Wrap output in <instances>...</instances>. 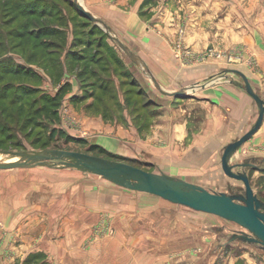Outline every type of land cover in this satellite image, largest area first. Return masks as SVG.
<instances>
[{"label":"crops","instance_id":"crops-1","mask_svg":"<svg viewBox=\"0 0 264 264\" xmlns=\"http://www.w3.org/2000/svg\"><path fill=\"white\" fill-rule=\"evenodd\" d=\"M78 1L99 17L109 27L111 34L147 65L149 72H146L155 77L162 89L175 91L224 68H236L247 76L254 91L264 100V0H176V3L174 0H159L156 6L145 7L147 12L142 15L139 11L143 0ZM178 26L183 27L182 41L190 51L185 52L189 54L186 57L179 54L176 57L174 54V44L179 37ZM105 41L109 46H115L116 49L110 52L116 56L118 65H124V70L135 76L137 85L152 94L161 113L147 119L141 116L145 107L141 109L142 112L122 108L126 100L123 101L119 92L114 93L115 97L106 94L99 101L98 107H109V111L97 110L93 108L96 105L93 106L91 98L82 99L83 93L78 91L77 75L68 73L70 90L65 95L66 106L70 110L75 105L84 108L78 119L87 123L88 133L86 131L84 136L88 142L115 155L143 160L154 165L157 171L162 170L183 178L201 177V180L193 181L203 186L207 185L206 179L211 180L213 185L222 182L225 175L220 167V150L228 141L249 129L258 113L257 105L245 91L241 78L228 72L188 90L185 95L165 94L154 84L152 88L141 78L139 82L137 76L142 77L144 74L138 71V64L127 58L110 35ZM208 47L217 55L210 59L196 60ZM102 91L107 89L103 88ZM112 106L122 109L114 110ZM196 123L201 126H196ZM239 151L243 152V156L255 157L257 163L264 164V115L258 129ZM69 169L58 168L62 172ZM1 182L3 190L11 186L10 180L6 181L4 177L0 179V185ZM41 183L40 186L44 182ZM55 186L57 184L53 182L51 202H64L62 207L65 211L75 203L79 207L78 213L67 214L66 211V216L61 220L71 221L75 226L52 225L56 233L87 231L90 227L85 225L96 217L95 214L98 217L105 210L106 191L102 194L99 191L92 196L90 190L83 189L81 194L74 195L73 192L60 193ZM131 192H134L133 197L142 201L155 196L145 192ZM148 204H151L147 210L153 225L148 226L146 235L153 239L155 236L158 238V234L166 235L168 253L147 252L142 257L133 256L125 264H222L225 259L219 258L221 248L217 244L218 234L213 229L215 225L204 229L200 221L184 220L186 216L182 217L180 211L177 214L171 207L167 209V204L160 201ZM137 218L142 220V216L138 215ZM129 229H132V234L135 233V228ZM207 231L213 233L211 239H208ZM66 239L74 240L69 235ZM42 250L48 253L53 251L52 258L54 256L56 259L62 256L78 259L82 255L86 260H91V257H85L86 252L75 247ZM258 257L242 253L223 264H238L239 261H242L241 264H264V256L258 254Z\"/></svg>","mask_w":264,"mask_h":264},{"label":"rangeland","instance_id":"rangeland-1","mask_svg":"<svg viewBox=\"0 0 264 264\" xmlns=\"http://www.w3.org/2000/svg\"><path fill=\"white\" fill-rule=\"evenodd\" d=\"M72 1L74 2V0ZM158 1L159 0H143L140 4V15L147 12L145 7H148V5L156 6ZM175 1L176 0H174V3H176ZM61 5L65 8H63L64 10L69 12L67 15L68 19L70 20L73 18V22L69 23V25L72 26H70L68 30V32H70L68 37L69 44L71 45V40L73 38L72 33L74 34V24L76 26L75 33L80 34L84 40L88 38L91 42L95 43L97 38L93 36L94 33L92 34L90 32H95L97 29L93 28V26H91V24L88 22H85L83 18L78 17L76 12L74 13V9L70 10L69 7H65L63 4ZM2 16L3 12L0 11V20L3 19ZM7 16L9 17V14ZM95 24L105 33H108V30L103 25L97 23ZM10 27L7 26L2 28H4L6 31ZM109 32L112 33L110 29ZM183 33V27L178 26L177 34L179 37L177 38L173 49L176 57H178V54L181 57H186L189 56V54H186L185 52L190 53L189 48L183 44ZM2 34L3 36L1 38L3 39L5 32ZM5 39L8 40V38ZM15 42L16 40L14 38L10 44L4 43L6 44L5 50H8L6 52H3V47H0L1 61L3 57L11 56L14 61L23 63L24 57L21 56L17 48H12V44ZM114 47V45H110V51L116 49ZM82 51L83 50H81V52ZM82 53L88 55L87 58L92 57V60L98 59L99 55L102 57L104 56L102 50L94 51L93 49H85ZM216 55L217 53L208 47L196 57V60L200 61L207 58L210 59L212 56ZM201 57L203 58L201 59ZM127 58L129 59V57ZM219 59L227 60L226 58ZM84 64V61L72 63L69 73H75L77 75V70ZM107 64V70H98L94 77L91 75L84 76L85 80L83 83L80 82L79 77H77L79 88L78 91L83 93V100L84 98H91L93 101V106L96 105L93 108H96L97 110L102 109L104 112H106L109 111V107H98L99 101H102L106 94H110L112 97H115L113 96L114 93L119 92L123 101L126 100L125 106H122V108L125 107L131 110L133 109V111H141V109L145 107L144 112L141 111V116L147 119H150L153 116L161 113L158 104L153 101L154 97L152 94H148V92L144 91L140 85H137L138 81L136 80L135 76L129 71L127 72L124 70V65L119 64L116 67V65H114L109 59ZM30 65L37 68V71L42 75V81H39L40 83L38 85L39 89L41 91H47L48 93H53L58 85H60L64 80H67L69 75L67 74L65 78H62L55 84H52L50 77L45 73L42 66L33 62L30 63ZM92 67L96 69L99 68L98 64H95ZM137 67L138 71L140 73L143 72L144 74L142 76L143 78L141 76H137L139 82L142 79L143 82L145 81L150 87L153 88V82L151 81L149 74L146 72L144 67L141 64L137 65ZM1 70L2 69L0 68V72ZM21 81L29 83V80H24V77H12L9 74L5 75L3 79L0 80V89L4 83L10 82L11 85L15 87ZM30 82H34L36 84L37 80H31ZM103 83L104 85L102 86ZM103 88H106L107 91L103 92ZM154 90L157 91L155 87ZM16 92V88L10 89V97L14 96ZM40 95V92H32L30 95L26 96L27 98L25 101L27 100L29 103H31V101L37 100L39 103L41 101ZM65 98L61 101L59 108L60 120L56 126L62 129L65 134L69 135V139H66L64 134H58L54 137H50L49 132L51 127H53L51 125H33L31 131L29 132V126L26 129L21 130L19 129V125L16 126L13 122L11 124V128H14V132L12 134L13 144L8 145L7 148L0 149L30 150L40 148H64L79 150L104 157L106 156L110 159L126 161L148 171H157L154 165H150L143 160L122 157L121 155H115L111 152L100 153L97 149L93 151H87L88 144H90L86 139V136H84L86 135V131L88 133V130L86 129L87 123H84L82 119H78L81 116L82 109L84 108L80 105H75L72 110L69 108L68 110L66 106L67 100ZM95 100L97 102H94ZM109 102L112 103L111 101ZM111 108H114V110L122 109L116 106H112ZM106 114L109 115L108 112ZM195 125L199 127L201 126L200 123H196ZM15 143L18 144L17 147H14ZM244 157L245 156H243V152L239 151L234 155L232 161L241 160ZM5 158H7L6 155L0 154V160ZM66 168L69 169L68 167ZM65 171L66 172H62L61 170H58V168L47 166H34L33 168L20 167L11 168L10 170L0 169V179L4 177V180H10L11 183V186L4 190L2 189V182L0 185V264H25L24 261L30 254L40 255V257L34 260L31 264H40L42 261H46V264H90L89 262L92 260H94L93 264H125L127 260L132 259L133 256L142 257L147 252L166 254L168 253L166 252V235L156 234L158 238L155 236V239H153L152 236L147 237L146 235L148 226L153 225L152 217H149L150 213L149 210H147L148 206L151 204L148 203H157V201H160L165 205L167 204L166 206L169 207L167 209H170V207L175 209L177 214L180 211L182 217L186 216L184 217V220H196L197 222L200 221V223L203 224L204 229L206 226L215 225L216 227H221L223 233L225 232L228 234L232 230L240 228L235 223L227 221L219 216L205 212L194 211L186 206L174 204L167 200H162L161 198L160 200L155 196L146 198L145 201L137 200L136 196L133 197L134 194L132 193L134 192H131V190L116 186L113 183L96 176L95 174L82 173L72 168ZM10 173L17 174L15 175ZM248 175L250 184L254 191L264 201V170H249ZM224 178L226 180L223 179V181L220 183L218 182L217 185H213L211 180L206 179L207 185L205 187L214 190H225L227 187V185H225L226 181H229L230 184L232 183L234 186L241 183L240 181L227 178L226 176ZM185 179L194 182V179L201 180L202 178H195L192 176ZM66 181L68 183H66ZM40 182H44L43 185L41 183L42 186H40ZM53 182L57 184L55 187H57L56 190L60 193L73 192L75 195L77 193L81 194L83 189H87L90 190V193L93 196L99 191L101 194L102 192L106 191L107 203L105 205L107 208L105 207V210L99 213L98 217L95 214L96 217L92 218L88 225H85L90 227L87 231L76 230L74 233L70 234L56 233L55 230L52 229V225L63 224V226H67L73 224L75 226V224L71 221L68 222L61 220L64 218V216H66V211L67 214H72L73 212L78 213L79 207L76 205L77 203H75L76 206H71L65 211V209L62 207L65 205L64 202H51L50 195L54 193V191H52L53 188H51V184ZM115 200H117L116 203ZM144 204L145 207L143 206ZM137 211L144 212L138 213ZM138 215L142 216V220H138ZM128 227L133 229L135 228V233L132 234V229L130 231V229L128 230ZM138 227H140V230L137 229ZM138 231L140 232L138 233ZM206 234L208 235V239L213 237V233H209L207 231ZM67 235L72 237L74 240H67ZM220 240L226 241L227 238L224 237ZM68 246L78 248L83 253L86 252L85 257H91V260H86L82 255L78 259H68L63 256L62 258L57 259L53 256V258H55L53 259L51 255L53 251L48 253V251L42 250L56 249L57 247L61 249L65 247L67 248ZM220 251L219 258L223 257L225 259L221 262L222 264L226 263V261L231 258L233 259L235 257H239V255L242 253L247 256L251 255V257L254 258H259L258 254L264 256V250L258 249L254 245L240 241L229 242L223 246ZM69 260H71V262L66 263ZM241 262L242 261H239L238 264H241Z\"/></svg>","mask_w":264,"mask_h":264},{"label":"water","instance_id":"water-1","mask_svg":"<svg viewBox=\"0 0 264 264\" xmlns=\"http://www.w3.org/2000/svg\"><path fill=\"white\" fill-rule=\"evenodd\" d=\"M74 2L85 17L108 30L110 37L133 62L141 64L149 72L147 65L112 35L109 27L99 17L85 9L78 0ZM228 72L235 73L241 78L245 91L254 99L258 109L257 117L249 129L228 141L220 151L222 172L227 178L240 181L239 185L234 186L226 181L225 190H214L162 170L148 171L126 161L64 148L0 149V154L7 157L0 160V169L34 166L68 167L95 174L119 187L149 193L174 204L219 216L238 225L239 230L228 234L223 233L221 227H213L218 234L217 244L220 248L229 242L240 241L264 250V201L254 191L248 175L250 169L264 170V164L257 163V159L251 156L232 161L234 155L260 126L264 115V100L254 91L247 76L236 68H224L175 91L162 89L153 75L149 73V77L162 93L181 96L187 94L188 90L204 85ZM224 237L227 240L221 241L220 239Z\"/></svg>","mask_w":264,"mask_h":264},{"label":"trees","instance_id":"trees-1","mask_svg":"<svg viewBox=\"0 0 264 264\" xmlns=\"http://www.w3.org/2000/svg\"><path fill=\"white\" fill-rule=\"evenodd\" d=\"M61 4L69 7L70 10L74 9V13L76 12L78 17L83 18L85 22L97 29L95 32H90L94 33L93 36L97 38L95 43L88 38L84 40L80 34L75 33L76 26L74 24L73 38L71 45L69 44L70 32L68 30L71 26L69 23L73 22V18L68 19L69 12L64 10L65 8ZM0 11L3 12V19L0 20V47H3V52L8 51L5 50L6 44H10L15 38L16 42L12 44V48H17L21 56L24 57L23 63L14 61L11 56L3 57L2 61L0 60V68L2 69L0 80L8 74L12 77L21 76L24 77V80H29V83L21 81L15 87L7 82L0 89V148H7L8 145L13 144L14 128H11L13 122L14 125H19L21 130L29 126V132L33 125H51L53 127L49 132L50 137L64 134L66 139H69L70 136L65 134L56 124L60 120L61 101L70 90V83L64 80L53 93L41 91L38 85L39 81H42V75L30 63L33 62L42 66L45 73L50 77L51 83L55 84L66 77L72 63L84 61L85 64L77 70V77L83 83L84 76L91 75L94 77L98 70H107L108 59L117 63L116 67L118 66L116 56L110 52V46L105 41L108 33H105L85 17L72 0H0ZM7 26L12 27L5 31L2 27ZM85 49L102 50L104 56L99 55V58L95 60H92V57L89 59L87 58L88 55L82 53ZM81 50L83 51L81 52ZM95 64H98V69L92 67ZM35 79L37 80L36 84L30 82ZM12 88H16L17 92L10 97L9 91ZM35 91L41 93V101L39 103L37 100L31 101V103L25 101L26 96ZM14 145V147L18 146L17 143ZM87 149V151L97 149L100 153L108 152L96 144H88ZM38 257H40L39 254H30L24 262L31 264ZM40 264H46V261H42Z\"/></svg>","mask_w":264,"mask_h":264},{"label":"flooded vegetation","instance_id":"flooded-vegetation-1","mask_svg":"<svg viewBox=\"0 0 264 264\" xmlns=\"http://www.w3.org/2000/svg\"><path fill=\"white\" fill-rule=\"evenodd\" d=\"M236 230H239V229H234V230H232V231H236Z\"/></svg>","mask_w":264,"mask_h":264},{"label":"built area","instance_id":"built-area-1","mask_svg":"<svg viewBox=\"0 0 264 264\" xmlns=\"http://www.w3.org/2000/svg\"><path fill=\"white\" fill-rule=\"evenodd\" d=\"M209 54H211V53H209ZM206 55H207V53H206ZM203 57H201V59H202Z\"/></svg>","mask_w":264,"mask_h":264}]
</instances>
